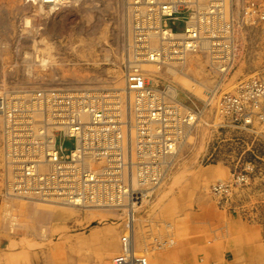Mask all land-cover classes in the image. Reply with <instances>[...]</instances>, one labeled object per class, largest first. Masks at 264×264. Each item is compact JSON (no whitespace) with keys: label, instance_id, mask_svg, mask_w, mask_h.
<instances>
[{"label":"bare ground","instance_id":"6f19581e","mask_svg":"<svg viewBox=\"0 0 264 264\" xmlns=\"http://www.w3.org/2000/svg\"><path fill=\"white\" fill-rule=\"evenodd\" d=\"M33 1L38 2L41 5L40 8L55 10L58 4H71L79 0ZM163 4L167 6H162ZM180 7H186L190 12L186 18L184 31L175 33L166 26L167 22L163 25L161 15L179 11ZM127 10L128 26L126 22H123L122 35L115 38L117 47H121L126 34L129 38L126 46L127 54L125 53L127 58L125 57L124 70L121 75H115L107 81L100 79L94 84H86L84 80L62 81L60 87L50 86L41 76H38L41 78L38 80L39 83L37 81V84L28 86L24 83L30 80H23L25 78H21L18 81L19 84L15 86L0 84L2 179L7 197L12 201V207H20L25 203L23 206L25 211L30 213V217L33 216L29 223L16 224L13 215L6 212L2 224L5 230L25 229L34 235L44 233V225L47 224L49 217L36 210L40 202L43 205L59 204L70 210L99 211L110 214L114 216L112 219L120 221L118 250L115 247V241H107L105 244L107 256L109 258L110 255L113 256L108 264H117L116 259L119 257L125 258L122 264H135L136 252L145 254L146 264H160L161 262L156 260L159 257L158 254L162 253L166 246L162 243L159 247L156 246L155 239L156 235L160 234V229L153 230L149 220L136 218V214L143 210L144 205L154 197V193L161 188L160 186H163L182 143L189 133L202 122L204 115L207 116L209 114L207 112L210 111L209 120L206 119L209 124L207 126L210 128L223 126L230 122L229 115L221 110L222 98L225 95L236 96V99L244 101L242 97L237 96V93H241L251 81H260L264 78L258 76L246 78L240 81L230 93L217 95L214 90H208L207 97H204V108L196 112L192 110V107L190 109L183 105L184 103L178 102L177 90L171 85L165 86L162 90L160 88L157 90L154 86L146 87L143 91L129 90L127 74L130 72V75L139 78L146 86L150 79L163 77L169 80L170 84L176 85L190 95L199 94L197 86L188 76L186 69L203 68L208 74L218 75V78L224 79L236 56L237 32L239 31L242 35L251 34L256 29L264 31V0H129ZM2 24L0 21L1 28ZM28 24L29 21L25 19V25ZM186 39L187 41H184ZM46 58L48 60L40 59V65L43 66L47 61L49 62L50 57ZM84 85L85 88L78 87ZM52 90H64L68 93L87 92L99 97L105 110L112 111L117 126L115 129L120 135L117 140L118 148L128 152L125 159L126 166L113 169L114 154H111L110 148L115 141L99 144L98 150L105 151L99 154L93 143L90 142L94 148L91 145L80 144L92 140L94 135H89L91 139L85 136L77 141L75 150L71 151L75 160L69 164H78L79 169L86 168L85 176L87 179L92 178V181H84L81 174L80 181L83 186L78 185V188L74 186L66 188L67 184L60 182L50 183L52 179L50 172L54 167L50 155L55 152L57 126L55 125L56 120L51 117L52 106L39 100L36 93L42 91V96L46 99L44 93ZM154 101L159 106L160 103L163 104L165 108L164 111L160 110L159 115L149 118L144 106ZM257 101V98H252L246 107L244 103V118L249 120V125L253 129L254 127L264 129V119L259 118L261 114H264V103L257 105ZM256 105L257 108H255ZM13 111L16 112L11 114ZM77 113L84 112L78 110ZM80 119L86 120L87 115L81 114ZM142 119H145V135L151 138L145 143H152L151 147L144 151L140 150L142 141H140L138 131L127 130L124 127L125 122L126 124L132 122L138 126ZM58 126L61 127L60 124ZM241 126L247 129L245 122ZM158 129L161 130L159 135L157 134ZM163 135L167 136H164L167 146L161 152L158 140ZM26 160L31 163L26 168L32 176L31 179L28 178L29 176H25L26 178L23 176L24 164L22 163ZM79 169L77 168L78 171ZM229 174L228 179L216 181L209 186L211 198L217 201L218 210L224 212L230 210V208L224 209L227 199L235 190L245 186L250 180L247 173L241 175L231 172ZM72 180L73 184L78 180L76 174L73 175ZM31 184H35L36 187H29ZM115 184H119L124 189L121 195L126 194L118 205H113L109 201L111 195H116ZM16 186L19 188L16 189ZM62 189H67V192L61 194ZM73 190H80L84 193L75 195V193L72 194ZM87 192H91L90 198L89 196L84 197ZM134 193L139 196L136 202L133 199ZM218 201L221 202L220 207H218ZM209 214L210 210L202 218L204 228H202L203 233L199 234L205 246H207L205 243L207 236L212 237L213 244H218L222 238L226 237L223 229L227 231L226 226H221L218 222L209 219ZM169 237L164 235L160 238L168 242ZM194 243L197 251L189 248V253L193 254L190 258L200 250L196 240ZM194 243L191 240L190 246L193 248ZM190 258H187L186 264L191 263ZM258 262L253 256L249 262L243 261L241 264H257ZM199 263L205 264L202 259H199ZM103 264L107 263L103 262Z\"/></svg>","mask_w":264,"mask_h":264},{"label":"rangeland","instance_id":"374dc122","mask_svg":"<svg viewBox=\"0 0 264 264\" xmlns=\"http://www.w3.org/2000/svg\"><path fill=\"white\" fill-rule=\"evenodd\" d=\"M128 4L129 0H79L49 10L33 0H0V84L15 86L25 78L30 80L24 83L28 86L39 83L41 76L50 86L60 87L62 81L94 84L121 75L129 38L126 34L121 47L116 46L115 38L122 35L123 22L128 26ZM188 13L180 9L167 20L168 27L175 33L183 32ZM236 36V56L224 79L203 68L186 69L199 94L190 95L163 77L150 79L147 86L160 90L174 86L178 102L198 112L204 108L208 90L217 95L230 93L246 78H264V31L256 29L242 35L238 31ZM46 57H50L49 62L40 65V59L48 60ZM207 113L182 143L163 186L136 214V218L149 220L153 230L160 229L156 246L166 244L156 260L160 264H186L187 258L193 256L189 248L197 251L194 237L202 238V218L211 208L218 209L209 186L228 179L231 172L247 173L250 180L232 193L224 209L230 208V212L233 208L234 215L238 208L248 219L259 223L264 247V129H253L249 121L245 122L247 129L242 128L243 120H229L223 126L210 128L207 120L211 113ZM63 147L69 152L72 140H65ZM2 171L0 150V264H108L112 255L107 256L105 244L115 241L118 250L120 239V221L110 214L40 202L36 210L49 217L44 233L3 229L6 212L13 215L16 224L29 223L33 216L25 211L23 202V206L12 207ZM220 204L218 201V207ZM223 231L226 237L219 242H226L231 236L229 228ZM164 235L170 236L168 242L160 238ZM205 243L211 246L214 241L207 236ZM201 255L195 253L194 259ZM257 264H264V252Z\"/></svg>","mask_w":264,"mask_h":264},{"label":"built area","instance_id":"2783aa9c","mask_svg":"<svg viewBox=\"0 0 264 264\" xmlns=\"http://www.w3.org/2000/svg\"><path fill=\"white\" fill-rule=\"evenodd\" d=\"M162 6H167L163 4ZM161 6V7H162ZM254 6V4L252 5ZM179 9H184L189 11L188 8L180 7ZM179 11L172 12L169 15H161V20L163 25L166 24L167 20L169 18H172L176 13ZM190 12V11H189ZM174 19V18H173ZM186 23V22H185ZM168 26V24H166ZM182 41V40H181ZM184 41H187L184 40ZM177 45V44H176ZM128 80H127V86L129 90L133 91H140L145 90L146 86L143 81H141L139 78H136L132 75H130V72L127 74ZM258 83V84H257ZM264 84L263 81H251V83H248L244 90L241 93H237L238 97H242L244 101H241L239 98L236 99V96H228L225 95L224 98H222L221 103V110L226 111V114H228V120H243L244 122H247L249 120H245L244 113V103L245 107L246 105H249L252 98H257V105L264 103V100H262L263 97V89L264 86H259L260 84ZM152 89V88H151ZM256 89V90H255ZM158 90V89H157ZM42 91H38L36 93V96L39 100H42L43 103H46V105L52 106L53 110L51 109V117L52 119L56 120L55 125L57 126V131L55 134V142H54V150L55 152L51 154V160L54 165L52 167V171L50 172L52 176L50 179V183L56 182V183H62L67 184L65 187H77L83 186L80 181V176L82 174V178L84 181H92V178L87 179L86 172L84 171L86 168L81 167L79 169L78 164H69L70 162H73L75 160V157L71 154V151L75 150L77 141L82 140L83 137L89 138V135H94L92 137V140H88L87 142H81L83 146L91 145L93 143L95 145V150L99 153H103L105 151L98 150V145L101 143L108 144L109 142H114L112 147L110 148L111 154H114V165L113 169H116L117 167H124L126 166V155L128 152L123 151L122 149L118 148L117 140L119 139L120 135L117 133V128L112 111L105 110V106L102 105V102H100V99L95 94H90L87 92H64V90H52L51 92L44 93L46 95V99L42 96ZM262 96V97H261ZM264 98V97H263ZM106 99V98H105ZM1 102V101H0ZM112 105V103H111ZM242 105V106H240ZM257 105L255 108H257ZM72 107V108H71ZM146 110L148 111V117L153 118L154 116L159 115L160 110L164 111L165 106L160 103V106L157 105L156 101L151 102V104L146 103L145 106ZM80 110L84 112L87 115L86 120H81L80 115L84 113H77V111ZM72 111V112H71ZM16 111H13L11 114L15 113ZM261 120L264 119V114H261L259 116ZM61 120V121H60ZM63 123V124H62ZM60 124L61 127L58 125ZM124 127L127 130L131 131H138L140 135V150L144 151L147 150V148H150L152 143L146 144V141L151 140L147 134L145 135V119H142L140 124L137 126L132 122H129L126 124L124 123ZM119 129L120 125H119ZM138 129V130H135ZM161 133V130H157V134L159 135ZM166 135H163L158 140V146L160 151H163V148L167 146L165 137ZM65 140H72L73 147L72 149L67 152L66 149L63 147ZM91 142V143H90ZM168 142V140H167ZM22 144V143H21ZM91 147L94 148L93 145ZM127 151V150H126ZM16 155V154H15ZM49 156V157H50ZM23 165V176L24 178L28 177L29 179L32 178V176L29 174V172L26 170L28 168V165L31 163L29 161H25ZM68 164V165H66ZM74 166L76 168L70 167ZM146 165V164H145ZM77 168L80 170L78 171ZM77 175L78 180L76 182L71 183L73 175ZM26 176V177H25ZM238 177V176H237ZM236 177V178H237ZM121 183V182H120ZM61 186V185H60ZM29 187H36L35 184H31ZM19 188L16 186V189ZM116 195H111L109 197V201L113 205H118L120 200L123 198L124 195H121L124 192V189L120 187L119 184H115L114 186ZM43 189V188H42ZM75 189V188H74ZM67 189H62L60 193L67 192ZM80 194L83 195L84 192L80 190H73L72 194ZM71 194V193H69ZM91 192H87L85 196L91 197ZM83 197V198H84ZM65 198V197H61ZM88 198V199H89ZM138 194L134 193L133 199L134 201H138ZM125 261V258L119 257L116 259L117 264H122ZM134 263L135 264H146V256L143 252L135 253L134 255Z\"/></svg>","mask_w":264,"mask_h":264},{"label":"crops","instance_id":"0c3cea01","mask_svg":"<svg viewBox=\"0 0 264 264\" xmlns=\"http://www.w3.org/2000/svg\"><path fill=\"white\" fill-rule=\"evenodd\" d=\"M237 209L234 215L233 210L224 212L216 208L210 209L208 218L229 228L231 236L229 235L226 242L211 246H205L201 238L194 237L200 248L198 253L202 255L197 259H194L195 256L191 258V264H200L199 259L205 264H241L243 261L249 262L253 256L259 262L262 260L264 252L262 228L259 223L248 219Z\"/></svg>","mask_w":264,"mask_h":264}]
</instances>
